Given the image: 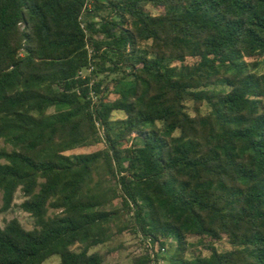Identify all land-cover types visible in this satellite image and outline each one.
Instances as JSON below:
<instances>
[{
	"label": "trees",
	"instance_id": "1",
	"mask_svg": "<svg viewBox=\"0 0 264 264\" xmlns=\"http://www.w3.org/2000/svg\"><path fill=\"white\" fill-rule=\"evenodd\" d=\"M263 61L264 0H0V264H264Z\"/></svg>",
	"mask_w": 264,
	"mask_h": 264
},
{
	"label": "rangeland",
	"instance_id": "2",
	"mask_svg": "<svg viewBox=\"0 0 264 264\" xmlns=\"http://www.w3.org/2000/svg\"><path fill=\"white\" fill-rule=\"evenodd\" d=\"M258 70L259 72L264 71V61L259 66ZM115 116L118 117L119 114H115ZM0 145H2L1 142ZM94 149H95L94 147L84 148V149H77L73 152H90ZM21 200L22 199L20 193L16 192L11 207L5 212L0 211V227H3L7 221L14 218L20 223V225L24 229L26 230L32 229L33 219L30 217L29 214L23 212L18 208V204L21 202ZM0 204H1V200H0ZM117 205L118 203L117 201H115L113 203V206H117ZM215 247L218 251H224L229 249V245L225 241L217 243ZM94 250L99 253L105 254V259L103 264H130L132 258L137 256L141 251L140 248L138 247L136 238L127 233H122L120 235L115 236L107 244L98 246ZM197 254L206 255L207 252L201 248H194V249H190L186 255L187 257L190 258ZM57 262H58L57 257H52L46 260L43 264H57Z\"/></svg>",
	"mask_w": 264,
	"mask_h": 264
},
{
	"label": "built area",
	"instance_id": "3",
	"mask_svg": "<svg viewBox=\"0 0 264 264\" xmlns=\"http://www.w3.org/2000/svg\"><path fill=\"white\" fill-rule=\"evenodd\" d=\"M145 245L152 259L151 264H167L163 258L155 257L156 254L162 255L165 252L163 247H158V245L151 246L148 242Z\"/></svg>",
	"mask_w": 264,
	"mask_h": 264
}]
</instances>
